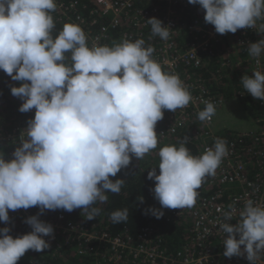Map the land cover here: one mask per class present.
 Segmentation results:
<instances>
[{
  "label": "clouds",
  "instance_id": "9594fccd",
  "mask_svg": "<svg viewBox=\"0 0 264 264\" xmlns=\"http://www.w3.org/2000/svg\"><path fill=\"white\" fill-rule=\"evenodd\" d=\"M188 3L200 5L205 22L218 34L245 28L264 34V23L257 24L264 21V0ZM56 9L57 0H0V71L21 82L11 87V94L23 101L19 111L35 109L13 158L6 160L0 153V222L10 221L9 210L40 209L25 219L32 229L26 234L14 238L10 227L0 228V264H18L29 250L50 248L44 237L54 238V227L40 219L45 210L82 209L86 220H95L102 209L94 205L106 203L108 192L119 194L126 182L111 177L133 157L142 160L157 148L156 125L165 110L175 113L193 101L180 77L163 70L153 58L155 49L143 38L89 45L85 31L74 23H65L54 36ZM147 23L152 36L169 39L170 27L161 20L153 17ZM247 51L259 64L264 39L250 42ZM240 82L248 94L264 100V72L245 74L237 87ZM245 100L252 109L254 102ZM204 104L197 118L208 122L216 108L210 101ZM224 129L215 131L221 136L249 132ZM228 152L226 141L219 138L198 156L185 142L161 147L158 166L147 176L155 183L150 190L161 207H150L145 214L160 219L162 209L191 208L202 182L215 176ZM138 200L143 203L144 197ZM229 207L223 213L225 222L218 225L225 234L223 255L246 253L250 264H256L264 253V204L246 200L235 224L230 221L237 210ZM128 215L127 208L115 210L110 220L124 223Z\"/></svg>",
  "mask_w": 264,
  "mask_h": 264
},
{
  "label": "built area",
  "instance_id": "2783aa9c",
  "mask_svg": "<svg viewBox=\"0 0 264 264\" xmlns=\"http://www.w3.org/2000/svg\"><path fill=\"white\" fill-rule=\"evenodd\" d=\"M198 6L188 0H57L54 20L78 24L87 34L89 45L96 41L111 46L125 37L133 41L143 38L155 49L153 58L163 70L178 75L187 86L193 101L175 113L166 110L167 119L160 121L163 140L185 142L198 156L219 138L226 141L229 152L215 176L204 179L191 208L164 210L168 223L184 226L185 236L178 242L172 243L153 225L135 233L125 227L111 234L106 229L95 231L82 221L69 220L59 210H45L40 219L54 227V238L44 237L50 242L47 250L53 256L63 257L70 250L79 258L77 264H250L246 253L231 258L223 255L225 234L218 225L225 222L223 213L231 210L229 206L237 210L230 221L235 224L246 200L264 204V100L252 97L240 82L234 94L255 103L256 123L261 129L235 136L218 135L214 116L226 98L209 81H231L235 75L241 80L246 69L249 76L256 70L264 72V54L257 64L247 51L249 43L264 39V34L254 28L218 34L214 26L205 22V12L195 11ZM153 17L170 27L167 41L151 35L147 19ZM260 23L264 21L257 22ZM214 58L215 68L208 77ZM204 101L214 103L216 108L208 122L197 118L205 107ZM24 129L0 126V145L20 143ZM39 213L38 206L9 210V223L30 232L31 227L24 221ZM256 264H264V253Z\"/></svg>",
  "mask_w": 264,
  "mask_h": 264
},
{
  "label": "trees",
  "instance_id": "16d2710c",
  "mask_svg": "<svg viewBox=\"0 0 264 264\" xmlns=\"http://www.w3.org/2000/svg\"><path fill=\"white\" fill-rule=\"evenodd\" d=\"M195 11H198L199 14L205 12L200 7V5L198 6V10ZM189 17L190 15H187V18ZM54 21L55 29L53 35L55 36L62 29L65 22L60 20ZM212 68L213 70L215 68V58L213 59V63L209 64V71L206 73L208 77L210 75L209 72H211ZM209 82L215 91H218L226 97L234 88V86L230 88L231 83L229 84V81L223 80L219 82L217 80H210ZM20 83L21 82L19 81H12L10 76H8L3 71H0V126H3L5 128H13L15 126L26 128L27 122L30 119L34 118L35 109L28 113H21L19 111V108L23 101L11 94V87L19 86ZM243 102L245 111L247 110L251 114H253L250 103L247 100ZM164 119H167L166 110L164 113ZM161 128L162 126L160 125V121H158L156 125V132L159 137V142L156 149H154L149 154H146L142 160L133 157L130 165L127 168L122 169L117 174V176L111 177L113 181H115L116 179H124L126 182L119 194L108 192L107 195L109 199L106 203H97L96 205H94V207H99L102 209L100 215L97 216L95 220H86L85 214H82V209H76L72 212H67L62 209L58 210L63 212L66 215L67 219L76 222L82 221L83 223L92 227V229L95 231L106 229L110 231L111 234H116L123 228L128 227L131 232L135 233L147 225H153L156 227V230L160 234L162 233V235L168 237L172 243H176L180 239L184 238V226L168 223L164 212L165 209H162L164 215L160 219H156L151 214H145V210L150 207H155L158 209L161 207L159 202L154 198L153 192L150 190L154 188L155 183L154 181L147 178L148 172L151 171V168L158 166V151L165 145H179L178 140L176 141L175 139L170 142L163 140L160 136ZM18 146L19 143L7 142L3 145H0V153L4 154V158L6 160H10L13 158L12 154ZM157 174H159L158 168ZM140 196L144 197L143 203L138 200V197ZM125 208L128 209V220L124 223L114 224L110 220V214L115 210H123ZM2 227H10L11 232L9 234L14 238L28 233L26 229L17 225H13L9 222H0V228ZM79 261L80 260L75 255V253L71 252L70 250L66 252L65 256L58 257L53 256L49 250L45 249L43 252H35L29 250L23 257L20 258L18 264H77L79 263Z\"/></svg>",
  "mask_w": 264,
  "mask_h": 264
},
{
  "label": "rangeland",
  "instance_id": "374dc122",
  "mask_svg": "<svg viewBox=\"0 0 264 264\" xmlns=\"http://www.w3.org/2000/svg\"><path fill=\"white\" fill-rule=\"evenodd\" d=\"M227 36H225L226 38ZM229 53V52H228ZM245 74L249 75L248 70H245ZM238 77L235 75V78L228 83L230 88L234 86L231 93L226 97L225 103L221 110L217 112L216 120L217 124L215 126L216 131H221L224 129L223 126H226V131H232L235 133L243 131H257L261 127L258 126L256 120L253 118V114L248 111H245L244 102L239 97L235 96L234 89L237 86ZM252 109H254V103L252 104Z\"/></svg>",
  "mask_w": 264,
  "mask_h": 264
}]
</instances>
